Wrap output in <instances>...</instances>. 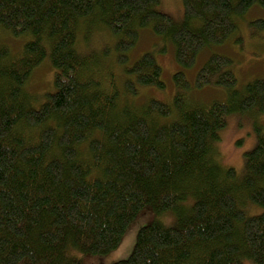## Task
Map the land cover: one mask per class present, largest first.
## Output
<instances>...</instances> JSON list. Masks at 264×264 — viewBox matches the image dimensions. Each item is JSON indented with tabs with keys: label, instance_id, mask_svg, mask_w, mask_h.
Segmentation results:
<instances>
[{
	"label": "trees",
	"instance_id": "16d2710c",
	"mask_svg": "<svg viewBox=\"0 0 264 264\" xmlns=\"http://www.w3.org/2000/svg\"><path fill=\"white\" fill-rule=\"evenodd\" d=\"M162 0H0V30L30 35L22 55L0 42V264H84L73 249L106 254L118 247L140 210L173 211L176 226L143 227L127 260L112 264H264V128L247 154V175L238 187L221 180L212 143L227 116L264 112V78L239 90L226 56L213 55L191 84L182 71L174 81L203 89L211 76L228 100L204 103L179 92L173 103L122 102L112 72L77 49L80 26L92 21L116 37L119 62L140 30L169 37L177 63L192 66L210 44L224 42L242 17L264 0H182L184 20L155 10ZM264 29V21H256ZM49 56L54 90L36 108L25 85ZM124 91L165 86L162 68L145 53L126 69ZM125 104V105H124ZM227 169L225 176L234 179ZM188 196L194 205L185 209ZM244 206V205H243Z\"/></svg>",
	"mask_w": 264,
	"mask_h": 264
},
{
	"label": "rangeland",
	"instance_id": "374dc122",
	"mask_svg": "<svg viewBox=\"0 0 264 264\" xmlns=\"http://www.w3.org/2000/svg\"><path fill=\"white\" fill-rule=\"evenodd\" d=\"M155 10L166 13L172 17L175 26H179L184 20V7L182 0H162ZM264 21V7L255 4L242 17H235L236 29L222 43L210 44L199 54L196 62L188 67H182L176 60V46L169 37L156 35L151 28L140 30L138 43L127 52L128 61L124 64L119 62V52L116 49L117 39L104 25L92 21L86 26L83 22L77 40V49L84 57L92 56L100 63V68L105 76L112 72L116 84L121 91L122 102L131 101L140 106L149 99H156L165 103H173L176 95L181 92L189 95L192 99L204 103L218 100H228V90L217 83L218 75L211 76L210 83L203 89L187 90L174 81L176 72L182 71L186 74L191 84L195 83L201 68L213 55L226 56L232 60L230 70L236 76L239 90L259 79L264 78V29H259L256 21ZM30 35L14 37L0 30V42L10 48L13 57L23 54L24 47L31 40ZM145 53H152L162 68L163 88L157 86H138L136 96L127 95L124 84L127 77L126 69L130 68ZM56 69L47 56L38 66L30 80L25 85V92L29 101L36 108L47 100V94L54 90V79ZM125 105V104H124ZM264 128V112L252 110L244 113H233L227 116V125L220 132V139L212 143L211 155L214 162L222 170L221 180L232 184L241 191V183L247 175L246 159L258 144L256 126ZM233 168L236 172L234 179L225 176L227 169ZM195 198L188 196L183 202L185 209L189 210L194 205ZM239 205L251 215H260L264 207L251 202ZM158 221L165 226H176L178 215L169 211L158 214L151 204L144 206L137 216L127 226L118 247L106 254L83 253L73 249L72 255L81 259L84 264H112L114 262L127 260L131 257L136 247L140 230ZM244 264H256L252 259H243Z\"/></svg>",
	"mask_w": 264,
	"mask_h": 264
}]
</instances>
